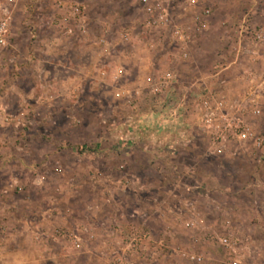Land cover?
<instances>
[{
	"label": "rangeland",
	"instance_id": "rangeland-1",
	"mask_svg": "<svg viewBox=\"0 0 264 264\" xmlns=\"http://www.w3.org/2000/svg\"><path fill=\"white\" fill-rule=\"evenodd\" d=\"M159 3L0 0V264H264V0Z\"/></svg>",
	"mask_w": 264,
	"mask_h": 264
},
{
	"label": "built area",
	"instance_id": "built-area-1",
	"mask_svg": "<svg viewBox=\"0 0 264 264\" xmlns=\"http://www.w3.org/2000/svg\"><path fill=\"white\" fill-rule=\"evenodd\" d=\"M142 2L146 5L147 11L150 14L154 15L149 19L148 25L155 24L154 26H158V25L164 26L166 23H170L169 12L165 7L161 6L159 0H142ZM187 2L193 7H196V5L198 4V0H187ZM209 14H210V9L206 8L201 12V14L197 15L196 18L201 20V18L207 17L209 16ZM9 20L10 17L7 15L0 17V46H4L7 43L8 32H9V28H8ZM173 38L175 39L176 42H184L189 37L185 33H182L179 29H177V27H175ZM182 56L187 57V52L185 51L182 52ZM239 132H240V137L242 138H245L246 135L248 134L243 129L239 130ZM133 242H134L132 243L133 246L139 247L143 242L142 236L140 235L134 236ZM191 258L194 259L195 257L191 256ZM115 264H127V263L122 261L121 258H117Z\"/></svg>",
	"mask_w": 264,
	"mask_h": 264
},
{
	"label": "crops",
	"instance_id": "crops-1",
	"mask_svg": "<svg viewBox=\"0 0 264 264\" xmlns=\"http://www.w3.org/2000/svg\"><path fill=\"white\" fill-rule=\"evenodd\" d=\"M238 212H239V211H238ZM238 212L236 211L235 208L233 209V214H234L235 216L237 215ZM238 214H239V213H238ZM228 226H230V224H229ZM229 228H230V227H229ZM231 228H232V227H231ZM231 228H230V229H231Z\"/></svg>",
	"mask_w": 264,
	"mask_h": 264
}]
</instances>
